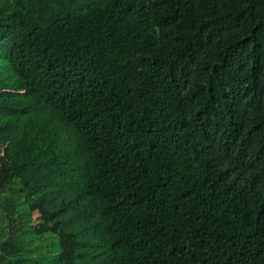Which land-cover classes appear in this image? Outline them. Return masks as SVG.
Instances as JSON below:
<instances>
[{"label": "trees", "instance_id": "obj_1", "mask_svg": "<svg viewBox=\"0 0 264 264\" xmlns=\"http://www.w3.org/2000/svg\"><path fill=\"white\" fill-rule=\"evenodd\" d=\"M0 264H264V0H0Z\"/></svg>", "mask_w": 264, "mask_h": 264}, {"label": "rangeland", "instance_id": "obj_2", "mask_svg": "<svg viewBox=\"0 0 264 264\" xmlns=\"http://www.w3.org/2000/svg\"><path fill=\"white\" fill-rule=\"evenodd\" d=\"M37 215V214H36Z\"/></svg>", "mask_w": 264, "mask_h": 264}]
</instances>
